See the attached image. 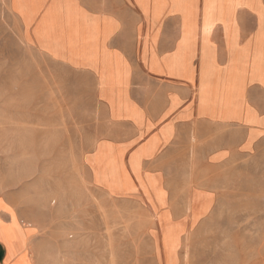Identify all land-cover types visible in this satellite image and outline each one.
Returning a JSON list of instances; mask_svg holds the SVG:
<instances>
[{
	"label": "crops",
	"instance_id": "obj_1",
	"mask_svg": "<svg viewBox=\"0 0 264 264\" xmlns=\"http://www.w3.org/2000/svg\"><path fill=\"white\" fill-rule=\"evenodd\" d=\"M9 1L41 53L91 78L107 125L84 164L107 196L169 213L183 196L163 168L192 135L194 158L213 166L264 137V0ZM187 195L189 211L215 202L209 192ZM0 203V264H20L23 252L30 263L32 229L1 195ZM11 212L26 235L22 250Z\"/></svg>",
	"mask_w": 264,
	"mask_h": 264
},
{
	"label": "rangeland",
	"instance_id": "obj_2",
	"mask_svg": "<svg viewBox=\"0 0 264 264\" xmlns=\"http://www.w3.org/2000/svg\"><path fill=\"white\" fill-rule=\"evenodd\" d=\"M106 125L91 78L50 61L0 0V195L32 229L30 263L264 264V137L213 166L194 158L192 135L163 168L183 197L158 214L146 200L110 197L90 183L86 154ZM191 190L215 202L189 211ZM11 218L22 250L26 235ZM17 261L30 264L24 252Z\"/></svg>",
	"mask_w": 264,
	"mask_h": 264
},
{
	"label": "bare ground",
	"instance_id": "obj_3",
	"mask_svg": "<svg viewBox=\"0 0 264 264\" xmlns=\"http://www.w3.org/2000/svg\"><path fill=\"white\" fill-rule=\"evenodd\" d=\"M44 30V29H43ZM175 236L172 237V239H174Z\"/></svg>",
	"mask_w": 264,
	"mask_h": 264
}]
</instances>
